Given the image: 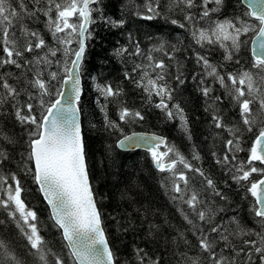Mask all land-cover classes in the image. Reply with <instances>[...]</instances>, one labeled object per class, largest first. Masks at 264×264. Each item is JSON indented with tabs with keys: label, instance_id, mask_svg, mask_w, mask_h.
Masks as SVG:
<instances>
[{
	"label": "snow or ice",
	"instance_id": "obj_1",
	"mask_svg": "<svg viewBox=\"0 0 264 264\" xmlns=\"http://www.w3.org/2000/svg\"><path fill=\"white\" fill-rule=\"evenodd\" d=\"M227 3L145 0L143 12L136 13L146 20L179 15V19L170 18V23L184 29L200 50H219L223 62L240 66L226 70L224 63H213L209 55L193 49L199 71L192 80L205 98L212 126L227 133L222 155H212L229 179L253 198L250 212L256 227L241 223L236 215L227 220L220 215L225 210L217 201H227V196L210 174L193 164L201 160L195 150L189 160L166 137L155 134L123 135L118 141L120 148L146 146L154 168L164 174L162 187L172 193L183 220L194 229L195 243L183 232L173 238L183 249L176 264H264V0H248L251 10L232 17L224 15ZM104 7L103 0H0V120H11L13 128L19 125L26 134V139H17V134L0 127V213L25 242L21 254L0 237V264H121L110 246L100 205L103 198L97 197L90 179L80 119L82 79L86 53L95 38L94 26L125 24L124 19L107 16ZM249 34L251 58L241 64V49ZM129 39L128 47L115 49V55L131 62L124 80L167 120H178L191 139L189 118L172 86L173 81L183 85L186 80L182 66L171 71L170 61L176 60L179 49L171 45L166 50L165 43L159 42L145 50L131 34ZM92 79L107 129L123 134L119 122L145 120L143 111L128 107L121 99L123 88ZM217 85L222 95L215 94ZM225 97L238 112L237 122L227 120L219 107ZM117 102L119 122L108 115L109 103ZM249 138L251 145L241 159L239 154L246 151ZM25 144L26 155H20L24 176L30 175L48 206L50 227L59 233L60 251H54L42 234L44 225L28 202L21 176L7 170L16 147ZM133 256L128 264H164L163 256L144 247H135Z\"/></svg>",
	"mask_w": 264,
	"mask_h": 264
},
{
	"label": "trees",
	"instance_id": "obj_2",
	"mask_svg": "<svg viewBox=\"0 0 264 264\" xmlns=\"http://www.w3.org/2000/svg\"><path fill=\"white\" fill-rule=\"evenodd\" d=\"M144 3L145 0H103L107 16L114 20L124 19L125 24L123 27H111L103 23L94 26L95 38L90 42L86 53V70L82 79L84 95L81 98L80 115L86 138L90 179L97 197L103 198L100 205L105 214L110 246H113L114 251L117 252L121 264H128L134 259L133 249L137 246L146 248L156 256H163L164 264H176V258L183 249L178 248L173 238L183 232L195 243L191 235L194 229L183 220L179 210L181 206L172 200V193L162 187L161 180L164 174L154 168L149 152L144 149H119L116 140L133 130H148L165 135L167 140L176 145L189 160L195 150L201 160L192 161L193 164L202 167L210 174L227 196V201H217L219 207L225 210L220 215L226 220L227 217L236 215L241 223L250 228L256 227L255 218L250 212L253 198L229 179L226 171L216 164V158L212 155L213 152L222 155L223 141L227 138V133L212 126L210 115L205 112L207 107L205 98L192 80V76L199 71V66L195 64L193 49L209 55L213 63H224L226 70H234L240 66L223 62L219 50L211 53L200 50L184 29L170 23V18L179 19V15L168 19L163 17L153 20L142 19L136 13L143 12ZM247 11L242 0H228L224 15L232 17ZM129 34L132 40L140 41L141 47L145 50L159 42L165 43L166 50L171 45L179 49L175 53L176 60L170 61L171 71L175 73L178 65L182 66L186 80L183 85L173 81L172 86L177 88L176 100L181 103L189 118L191 139L181 130L178 120H167L158 109L145 103L140 90L124 80V71L130 67L131 62L125 63V58L115 55V49L129 46ZM245 41L240 53L241 64H245L251 58V34L245 38ZM156 55L159 57L160 54ZM11 71L16 70L11 69ZM92 77L123 88L125 94L121 99L128 107L143 111L145 120L133 123L119 122V102L109 103L108 115L110 119L121 123L123 134L107 129L104 116L96 104L97 93L93 87ZM215 87L217 88L215 94L222 95L218 85ZM219 107L227 120L232 122L239 120L238 112L228 103L227 97ZM0 127L5 128L9 134H17V139L20 136H25L26 139V134L21 131L19 125L12 127L11 120L7 123L0 120ZM248 136L251 137V134ZM250 145L251 138L246 139V151L239 154L241 159L246 157ZM25 148L26 144L16 147L7 170L17 172L21 176L22 184L27 189L25 195L28 202L38 211L40 222L44 225L45 232L42 234L46 235L54 251H60L59 233L50 227L48 206L30 175L24 176L20 155H26ZM189 175L195 181L200 179L192 173ZM111 217L116 219L113 220ZM0 220L5 221L4 224H0V237L6 238L10 247L23 254L25 242L15 225L8 223L3 213H0ZM124 228H127V231H124ZM194 254V252L189 253V255Z\"/></svg>",
	"mask_w": 264,
	"mask_h": 264
},
{
	"label": "water",
	"instance_id": "obj_3",
	"mask_svg": "<svg viewBox=\"0 0 264 264\" xmlns=\"http://www.w3.org/2000/svg\"><path fill=\"white\" fill-rule=\"evenodd\" d=\"M243 4L247 7L248 11H250V6L248 4V0H242ZM250 52H251V42H250ZM80 119H81V116H80ZM133 134H137V135H159V136H163V137H166L165 135L163 134H160V133H157V132H154V131H148V130H141V131H130L128 132L127 134L125 135H128V136H131ZM120 139H123V136H121L119 139L116 140V146L118 147V141ZM119 149H122V150H130V149H144L147 151V148L146 146H126L125 148H120L118 147Z\"/></svg>",
	"mask_w": 264,
	"mask_h": 264
},
{
	"label": "bare ground",
	"instance_id": "obj_4",
	"mask_svg": "<svg viewBox=\"0 0 264 264\" xmlns=\"http://www.w3.org/2000/svg\"><path fill=\"white\" fill-rule=\"evenodd\" d=\"M243 3V2H242ZM245 6V5H244ZM246 7V6H245ZM247 8V7H246ZM81 116V115H80Z\"/></svg>",
	"mask_w": 264,
	"mask_h": 264
}]
</instances>
